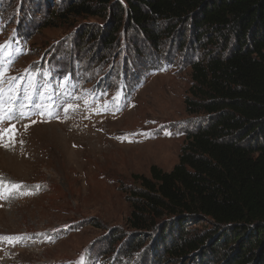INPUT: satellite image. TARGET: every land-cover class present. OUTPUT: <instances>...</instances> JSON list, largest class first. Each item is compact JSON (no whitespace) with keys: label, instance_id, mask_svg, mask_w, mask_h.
Returning <instances> with one entry per match:
<instances>
[{"label":"rangeland","instance_id":"obj_1","mask_svg":"<svg viewBox=\"0 0 264 264\" xmlns=\"http://www.w3.org/2000/svg\"><path fill=\"white\" fill-rule=\"evenodd\" d=\"M76 1L0 0V181L20 186L0 193V237L20 238L0 240V264H225L202 250L166 258L157 230L126 221L134 175L169 171L206 119L184 103L190 31L153 42L124 15L109 42L112 9L66 15ZM202 43L198 57L215 49Z\"/></svg>","mask_w":264,"mask_h":264},{"label":"trees","instance_id":"obj_2","mask_svg":"<svg viewBox=\"0 0 264 264\" xmlns=\"http://www.w3.org/2000/svg\"><path fill=\"white\" fill-rule=\"evenodd\" d=\"M122 1L79 0L64 9L95 16L110 7L109 42L124 15L153 42L184 40L189 30L197 53L184 103L206 116L187 133L169 171L151 165L148 176L134 175L127 223L157 230L166 258L202 250L225 264H264V0ZM208 39L215 49L198 57ZM199 222L206 227L193 232Z\"/></svg>","mask_w":264,"mask_h":264},{"label":"snow or ice","instance_id":"obj_3","mask_svg":"<svg viewBox=\"0 0 264 264\" xmlns=\"http://www.w3.org/2000/svg\"><path fill=\"white\" fill-rule=\"evenodd\" d=\"M6 48V44L5 45H0V51H3L4 49ZM10 63V62H9ZM5 73L3 71H0V83L3 82V77H4ZM17 78L16 77H10L9 80L10 82H14ZM34 79V77H33ZM67 81L65 80V83ZM10 90H11V87H10ZM18 86L16 88V91H18ZM3 89L0 88V94L3 93ZM67 111V109H66ZM26 113H21V116H25ZM7 117H2L0 119H6ZM27 127V126H26ZM167 134V133H166ZM3 135H4V130H0V139L3 138ZM11 140H12V143H15V139H14V136L11 137ZM22 143V142H21ZM4 147H8L9 145L8 144H3ZM19 185H5V183L3 181H0V193L4 192V191H9V190H18L19 189ZM0 198H4L2 195H0ZM19 239L20 238H10V237H0V240H3V241H8V242H19ZM82 264V262H81Z\"/></svg>","mask_w":264,"mask_h":264},{"label":"bare ground","instance_id":"obj_4","mask_svg":"<svg viewBox=\"0 0 264 264\" xmlns=\"http://www.w3.org/2000/svg\"><path fill=\"white\" fill-rule=\"evenodd\" d=\"M72 132H73V131H72ZM45 140H46V139H45ZM50 143H51V142H50ZM81 146H82V145H81ZM78 147H79V145H78ZM117 147H120V148H129V147H130V148H131V146H129V145H126V144H125L124 146H123V145H122V146H121V145H119V146H117Z\"/></svg>","mask_w":264,"mask_h":264}]
</instances>
